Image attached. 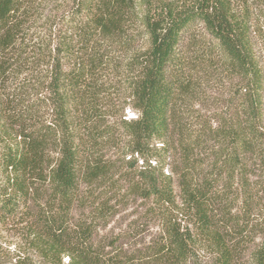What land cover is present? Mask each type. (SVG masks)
I'll return each instance as SVG.
<instances>
[{
    "label": "trees",
    "instance_id": "trees-1",
    "mask_svg": "<svg viewBox=\"0 0 264 264\" xmlns=\"http://www.w3.org/2000/svg\"><path fill=\"white\" fill-rule=\"evenodd\" d=\"M47 3L0 0V226L22 242L14 264L31 252L67 264H188L200 247L210 264H237L250 233L252 264H264V1ZM119 51L130 57L129 119L109 113L103 80ZM196 65L236 82L193 130L178 106ZM108 146L127 167L140 162L126 179L160 229L133 255L93 238L110 214Z\"/></svg>",
    "mask_w": 264,
    "mask_h": 264
},
{
    "label": "rangeland",
    "instance_id": "rangeland-1",
    "mask_svg": "<svg viewBox=\"0 0 264 264\" xmlns=\"http://www.w3.org/2000/svg\"><path fill=\"white\" fill-rule=\"evenodd\" d=\"M46 5L51 6L65 3L67 0H48ZM264 0H233L236 7L241 3L245 5L254 6L257 2ZM140 7L142 5L140 4ZM141 31V30H140ZM199 32L203 34L202 27H199ZM140 33L138 42V49L145 47V39L140 42L144 37ZM200 35V34H199ZM256 41V35L254 38ZM135 47V49H136ZM191 52V51H189ZM196 53V52H194ZM193 52L189 55L193 59L198 55ZM198 54V53H196ZM129 56L122 51L109 56L108 70L103 80H108V109L109 113H116V115H123V118L129 119L136 117V112L130 107L124 106L129 103L128 90L125 83H123L126 73H129L128 62ZM116 65V66H115ZM192 65V64H191ZM205 65V64H203ZM196 65L187 72L190 79V94L188 98L182 100L178 106V117L182 120L183 124L197 129L198 125L202 122H207L213 119L217 113L224 108L225 101L229 97V93L236 82L235 78L225 76L220 68L212 66ZM124 108V109H123ZM112 119V118H111ZM110 121V118H108ZM215 125V122H213ZM114 162L112 171L111 189H108V197L110 200L109 209L110 214L104 220L98 222L97 229L94 231V241H107L108 239H117L118 243L130 254L137 252L144 247L145 244L151 242L159 235V226L157 221L149 219L145 216L144 201L140 199L136 193L130 191V185L126 178L135 172V168L140 165V162L132 168H129L123 162V152L116 150L111 146L106 149ZM238 206L236 207V209ZM234 211V210H233ZM258 213V212H255ZM76 217L80 216L79 212H75ZM252 219H262L263 216L252 214ZM233 233V232H232ZM13 235V236H12ZM16 232L12 230L10 225L0 226V264H14L16 261V249L18 241ZM246 243L242 248L241 255L237 264H252L251 255L255 244L259 241V237L252 241L253 235H246ZM21 247H26L23 245ZM29 264H67V257L62 256L60 259H55L54 262L35 255L31 252ZM12 257V258H11ZM212 253L203 247L196 250L195 261H190L188 264H210L212 260ZM140 264H154L151 261L140 262Z\"/></svg>",
    "mask_w": 264,
    "mask_h": 264
}]
</instances>
